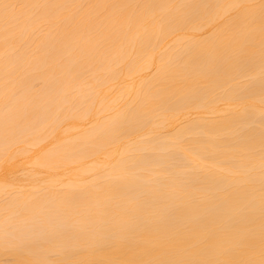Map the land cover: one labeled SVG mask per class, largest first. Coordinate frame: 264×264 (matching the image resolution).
<instances>
[{"label": "snow or ice", "instance_id": "1", "mask_svg": "<svg viewBox=\"0 0 264 264\" xmlns=\"http://www.w3.org/2000/svg\"><path fill=\"white\" fill-rule=\"evenodd\" d=\"M209 9L215 10L210 17L217 28L214 36L185 43L192 37L178 35L161 55L158 86L122 113L123 121L140 133L138 140L150 143L158 135L154 129L162 93L175 94L193 79L227 78L220 95L213 97L214 108L223 105L219 115L227 121L213 120L198 145L177 129L162 142L168 146L146 154L145 166L133 174L140 179L158 169L159 195L118 212L88 207L69 211L64 205L73 197L53 195L45 181L22 202L24 189L18 188L19 178L9 169L24 168L27 177L37 168L59 167L58 160L49 161L47 154L33 158L25 148L27 114L18 104L23 96L22 73L35 57L29 37L44 34L75 42L92 61L106 57V45L119 39L121 32L153 21L161 33H179L193 15ZM0 48V140L5 145L0 154V247L21 257L16 264H264V0L218 5L0 0ZM197 92L184 89L180 99L194 102ZM224 127L229 129L227 134L219 131ZM217 155L224 157L220 173L241 177L239 191L222 198L223 211L211 226H177L161 205L188 183L192 160ZM109 178L126 180L128 174L101 173L97 181ZM22 206L28 208L27 215L21 213ZM102 223L108 227H100ZM133 238L125 244L128 258L123 260L56 258L67 240L80 241L81 251H98L101 242L124 243Z\"/></svg>", "mask_w": 264, "mask_h": 264}, {"label": "bare ground", "instance_id": "2", "mask_svg": "<svg viewBox=\"0 0 264 264\" xmlns=\"http://www.w3.org/2000/svg\"><path fill=\"white\" fill-rule=\"evenodd\" d=\"M72 2L96 3L105 0H72ZM119 3L199 4L218 5L232 0H107ZM214 9L201 10L192 16L189 24L179 33H161L153 21H146L139 29L121 32L119 39L106 45L108 55L87 60L77 43L38 34L29 37L35 57L26 66L23 75V96L19 108L25 112L27 139L25 148L33 158L47 154L49 161H59L58 168H37L25 177L26 169L11 168L9 173L18 177V188H23L21 201L33 195L32 189L45 181L53 195L71 196L64 207L69 211L83 209H121L142 206L159 195L158 169L150 175L134 179L133 174L145 166L146 154L167 147L162 143L177 129L190 137L192 145H198L213 120L227 121L219 115L221 108H214V96L226 86L227 78L193 79L185 82L175 94L162 93L160 111L154 131L158 133L150 143L138 140V131L122 119L128 105L145 92L154 91L161 80L158 72L161 55L177 39L192 37L194 43L204 37H213L217 28L212 27L210 17ZM217 27H219L217 25ZM202 33V35H201ZM2 51V48H0ZM258 71V69H257ZM198 89L194 102L180 99L184 89ZM172 106L169 109V106ZM257 116L259 96L257 85ZM213 112L217 113L213 115ZM257 129L259 120H256ZM223 134L228 127L219 129ZM159 142V143H158ZM259 144L257 143V148ZM5 145L0 140V154ZM191 159V157H189ZM217 155L207 160H192L191 171L186 173L188 183L176 195L167 200L164 212L177 226L193 227L212 225L223 211L224 196H235L241 177L220 173L224 167ZM111 177L128 174V179L111 178L97 181L98 175ZM187 193V196L184 194ZM183 197V198H180ZM3 198L0 196V205ZM179 209V211H177ZM27 215L28 208H20ZM101 221L107 220L100 217ZM100 227L107 228L105 223ZM149 233H144L147 239ZM101 242L100 250L81 251L80 241L67 240L61 245L57 259L77 261L94 259L119 261L128 258L126 243ZM21 257L0 247V264H16Z\"/></svg>", "mask_w": 264, "mask_h": 264}]
</instances>
